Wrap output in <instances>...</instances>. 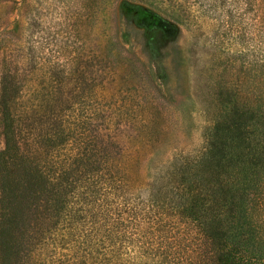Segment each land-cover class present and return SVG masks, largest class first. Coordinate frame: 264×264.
Wrapping results in <instances>:
<instances>
[{
	"label": "trees",
	"instance_id": "16d2710c",
	"mask_svg": "<svg viewBox=\"0 0 264 264\" xmlns=\"http://www.w3.org/2000/svg\"><path fill=\"white\" fill-rule=\"evenodd\" d=\"M6 51L0 264H264V82L199 153L144 161L145 177L138 157L94 132V115L85 124L53 86L27 98Z\"/></svg>",
	"mask_w": 264,
	"mask_h": 264
},
{
	"label": "rangeland",
	"instance_id": "374dc122",
	"mask_svg": "<svg viewBox=\"0 0 264 264\" xmlns=\"http://www.w3.org/2000/svg\"><path fill=\"white\" fill-rule=\"evenodd\" d=\"M261 10L264 0H0V77L7 50L27 98L53 86L146 177L199 153L217 122L261 96Z\"/></svg>",
	"mask_w": 264,
	"mask_h": 264
}]
</instances>
